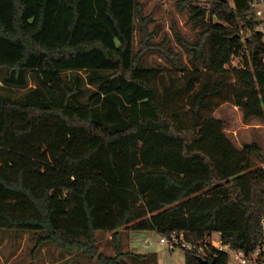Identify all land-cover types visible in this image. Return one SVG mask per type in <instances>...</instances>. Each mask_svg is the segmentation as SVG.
Returning <instances> with one entry per match:
<instances>
[{"label": "trees", "instance_id": "obj_1", "mask_svg": "<svg viewBox=\"0 0 264 264\" xmlns=\"http://www.w3.org/2000/svg\"><path fill=\"white\" fill-rule=\"evenodd\" d=\"M253 1L190 3L201 29L185 46L192 66L175 64L184 84L161 99L165 68L144 66L135 49L137 22L147 26L138 0H0V72L13 87L35 83L19 99L0 96V230L43 232L40 242L104 264H158L152 254L100 251L99 234L127 228L185 232L194 245L177 246L185 264H229L214 234L246 255L264 249L260 146L238 149L222 120L204 119L223 83L196 87L203 69H233L245 122L264 120V21ZM84 83L96 88L85 102ZM180 94L189 127L163 111Z\"/></svg>", "mask_w": 264, "mask_h": 264}, {"label": "rangeland", "instance_id": "obj_2", "mask_svg": "<svg viewBox=\"0 0 264 264\" xmlns=\"http://www.w3.org/2000/svg\"><path fill=\"white\" fill-rule=\"evenodd\" d=\"M141 6L142 16L147 26L144 28L141 22H137L135 35V49L144 66L164 67L163 73L157 84L160 88L161 99L165 96V90L171 89L169 97L175 96L178 89L184 84V72L174 69L175 64L179 67L191 68L192 56L189 48L194 46L200 38V26L191 20L190 3L196 0H138ZM232 1V0H229ZM202 7H207V0H199ZM232 4V3H231ZM149 48L145 53L143 47ZM238 63V61H236ZM203 77L196 87L199 90L203 84L210 81V87L215 88L223 83L220 93L208 100L210 107L203 111L204 119L216 118L224 122V131L238 149H243L247 144L257 143L260 146L262 159L254 158L255 166L264 168V120L252 119L245 122L243 111L236 105L238 91L243 88L236 72L229 69L224 75H213L203 69ZM86 79V73H80ZM5 74L0 72V96L19 99L35 87L32 79L24 88L7 85L4 81ZM86 83L88 81L85 80ZM86 93L81 97L85 102L96 88L86 84ZM165 114L179 117L184 127L193 124L192 107L188 105L187 97L180 94L163 108ZM135 231L122 229L117 238L112 233L98 235L100 251L111 258L118 255L117 248L125 253H134L130 248L131 237ZM41 235L45 233L40 232ZM40 234L27 231L0 230V264H104L97 258L77 253L74 258L68 256L62 249L50 242H40ZM153 242V248L146 250L144 241L134 248L138 253L154 252L160 264H185V250L176 248L170 250L168 246L158 245L160 235L147 234ZM213 240L218 236L213 235ZM120 245V247H119ZM135 250V251H136Z\"/></svg>", "mask_w": 264, "mask_h": 264}, {"label": "built area", "instance_id": "obj_3", "mask_svg": "<svg viewBox=\"0 0 264 264\" xmlns=\"http://www.w3.org/2000/svg\"><path fill=\"white\" fill-rule=\"evenodd\" d=\"M251 6L255 10L256 15L264 21V0H254ZM256 33H261L264 39V24L257 29ZM159 243L168 246L172 250H175L178 245L188 249L194 247V245L185 238V232L180 235L172 234L171 236H161ZM211 243L216 249L229 253V264H259L263 260L261 254L264 249H259L253 255H246L242 251L231 250L230 246L225 245L219 236L217 240H213L212 238Z\"/></svg>", "mask_w": 264, "mask_h": 264}, {"label": "crops", "instance_id": "obj_4", "mask_svg": "<svg viewBox=\"0 0 264 264\" xmlns=\"http://www.w3.org/2000/svg\"><path fill=\"white\" fill-rule=\"evenodd\" d=\"M150 233H155L157 234V232H154V231H135V233H133L132 237H131V241H130V248L133 247V252L135 254H142V255H148V254H153L154 252H147V253H138V251L134 248L135 246L137 247L138 244H140V242L144 241V247L146 248V250H150L153 248V242L151 240L150 237L147 236V234H150ZM111 235V233H110ZM113 235V234H112ZM159 235V234H158ZM161 237V236H160ZM115 239V238H114ZM160 241V240H159ZM158 245H161V246H166V245H162L160 243H158ZM120 247V245H119ZM170 249V248H169ZM136 250V251H135ZM172 250V249H170ZM125 252V251H123ZM155 254V253H154ZM77 253H75V256L74 258H76L77 256ZM69 257V258H72V254L68 253L66 254L65 256V259L66 257ZM78 264V263H77ZM158 264L159 263V260H158Z\"/></svg>", "mask_w": 264, "mask_h": 264}, {"label": "water", "instance_id": "obj_5", "mask_svg": "<svg viewBox=\"0 0 264 264\" xmlns=\"http://www.w3.org/2000/svg\"><path fill=\"white\" fill-rule=\"evenodd\" d=\"M202 264H207V261L200 259Z\"/></svg>", "mask_w": 264, "mask_h": 264}]
</instances>
